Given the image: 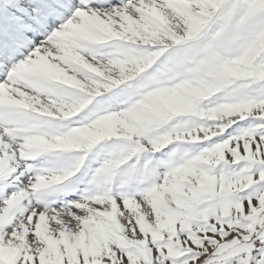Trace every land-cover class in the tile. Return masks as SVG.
<instances>
[{"label":"snow or ice","instance_id":"1","mask_svg":"<svg viewBox=\"0 0 264 264\" xmlns=\"http://www.w3.org/2000/svg\"><path fill=\"white\" fill-rule=\"evenodd\" d=\"M0 264H264V0H0Z\"/></svg>","mask_w":264,"mask_h":264}]
</instances>
